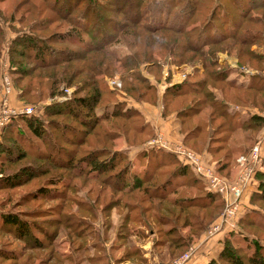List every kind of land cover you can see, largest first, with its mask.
Returning a JSON list of instances; mask_svg holds the SVG:
<instances>
[{
	"label": "trees",
	"instance_id": "obj_1",
	"mask_svg": "<svg viewBox=\"0 0 264 264\" xmlns=\"http://www.w3.org/2000/svg\"><path fill=\"white\" fill-rule=\"evenodd\" d=\"M41 1L44 7L55 15L47 18L48 20L60 17L71 28L65 32H54L47 39L30 35L14 40L16 46L11 50V54L15 66L12 75L15 77V80L13 79L14 88L20 100L24 102H29L30 99L41 100L45 93H48V96H61L63 85L72 87L74 80H82L71 99L46 104L39 116L20 115L2 131L0 136V191H14L37 181L39 185L31 191L24 192L10 211L0 210V236L9 235L14 238V241L24 243L21 249H11L7 244L0 245L1 264L4 262H10V264H74V260L75 264H83L80 261L76 262V259H71V256H61L56 252L57 239L61 233L67 236L70 245H76V253L89 255L87 262L90 264H122L125 261H131L134 264H150L142 245H136L131 239L133 236L143 238V240L158 236V239L154 238L153 251L156 255L158 254L161 264H166V262L171 264L173 260L190 250L192 238H198L205 233L224 210L223 197L217 193L206 192L204 190L206 184L202 177L197 176L188 166L180 163L173 154L165 151L147 152L145 148L141 149L137 155L141 158L140 166H142L139 174L134 172L133 161L125 152L111 150L105 146L86 150L81 158L75 154L73 157L71 151H68V155L57 154L60 164L53 159H48L50 164L46 162L42 166L34 162L24 163L26 159L32 157V154H35L37 160H43L44 149L33 147L32 144L28 147L13 145V136L22 135L24 129L27 128L41 143L51 145V142L55 140L50 129H53L52 125H55L54 120H50L51 116H68L80 122L85 130L79 133L77 130L67 131V135L77 138V145L81 141L80 137L86 140L85 138L93 134L94 139L100 144H105L106 141L113 143L122 134L125 136L129 134L125 137L128 144L132 138L130 131L147 137L153 136L154 131L146 122L142 123L138 130V126L135 125L128 128L129 123L127 122L132 121L133 118H144L137 109H126L127 103L125 105L113 97L111 100H104V91L107 90L102 88V83L104 84L102 76L108 75L109 79H113L118 69L124 71L127 75L121 79L122 88L129 98L134 97L135 99H132L144 102L147 98L145 97L146 91L155 90L158 95V89L156 84H150V80L139 72L141 65L148 64V71L156 69L159 74L155 76V80L158 82L163 79L162 72L165 64L181 66L200 60L204 65L210 62L211 68L219 67L218 59H216L217 50L207 49L209 46L217 47L228 39L235 41L229 45H240L237 53L239 68L248 66L250 68V65L245 66L240 61L243 59L244 49L258 42L263 33L264 14L260 17L252 16L251 13L264 8V0L261 2L230 0V8L223 3V0H214L209 19L200 25V32H204L205 38H201V35L194 36L198 28L192 29L189 33L187 31L189 26L196 25L199 0H160L157 9L160 18L154 25L145 24L144 19L153 13L151 7L155 1L154 4L149 1L146 8H143L145 0L134 1L132 6L129 5L130 10L126 13L129 15V22L121 23L113 22L110 17L103 16L102 13L125 10L128 5L123 0H121V8L116 7L117 10L103 6L110 5L113 0L105 2L54 0L53 4L52 0ZM79 1L89 3L85 8L86 12L80 18L75 16V11L79 10ZM183 2L181 10L174 15V9H177ZM24 5L27 9L26 15L30 16L31 13L40 15L41 8L34 4V0H20L16 11ZM231 8L235 10L240 20L236 22L234 20L235 23L230 22V25L221 31L216 25L217 17H219L218 10H222L225 17L229 18ZM173 15L178 23L170 22ZM95 22L113 31H98L97 36L92 35L90 26ZM112 22L117 27H113ZM84 34L90 39L85 38ZM217 35L219 36L215 38ZM119 43L124 44L133 53L120 57L113 49ZM218 51H226V49H218ZM246 52L251 59H257L251 50ZM16 57L21 60L17 61ZM23 59L31 65L26 66ZM252 70L256 73L251 76L249 85L242 88H238L234 82L229 80L230 70L228 68H224L222 72H209L200 80H192L196 75L199 76L205 72V70L199 72L195 67L193 74L188 75L182 85L170 86L167 84L170 79L167 76L165 80L167 87L162 96L164 114L176 111L184 129L188 120L201 114L202 107H195L192 103L177 110L168 111V108L174 105V100L202 96V99L194 98L192 102H195L197 106H202L207 103V100H211L216 110L221 109V115L224 118L236 122H231L229 128L232 131L238 130L240 127L238 120L234 118L236 115L230 113L232 105L242 109L258 108L261 110L264 107V72L254 68ZM105 82L107 89H111L107 79ZM133 82L138 83V87ZM209 82L213 83L210 85L212 87L222 83L233 90L234 95L231 100L226 98L223 89H220L224 95L223 100H217L215 95L208 90ZM79 91L88 92L78 97ZM110 91V95L114 94L116 97L117 91L114 89ZM245 96H253L252 102L249 103L250 106L247 102L243 103ZM101 107L105 111L111 109L110 114L104 112L102 117H98L97 110ZM250 117L248 122L242 124V130L253 131L259 126L252 121L257 120L264 126L263 117L253 116L252 119ZM110 120L114 121L111 125L121 124V121L116 122L115 120L126 121V124H123L122 129L121 126H117L114 130H107V127L100 126L101 123ZM98 127H100L99 130ZM201 130L200 125L192 128L186 135V144L201 139ZM138 135H135L133 139ZM138 146L141 148L143 144ZM206 149V152L211 150L208 147ZM232 156L231 153L225 154L218 161L217 174L223 176L224 169L231 166ZM100 157L107 158L99 161ZM64 165L70 170L75 167H84L89 171L88 174H97L94 179L86 180L87 184L91 181L97 183V185H92L86 194L90 200L85 201L86 199L79 198L77 203L73 200L76 209L69 211H65L61 205L47 209L19 210L20 207L25 208L26 205L34 202H53L56 199H65L64 190L58 189L59 187L72 188L71 182L68 185L62 184L57 176H52L41 183V179L49 174L52 167H64ZM14 166L17 167L13 170ZM11 170L13 171L10 172ZM77 175L78 178L86 177V174ZM256 178L258 184L249 202L261 209L259 204L264 202V172L258 173ZM187 187L202 192V194L191 196L189 192V195L183 196V190ZM91 196L94 198L91 199ZM144 204L148 205L144 208L142 207ZM98 210L104 217H102L104 237L99 234L100 232L94 225L98 221ZM114 211L119 218L117 224L113 218ZM164 214L175 216L176 221L183 219L181 226L184 229L189 228L185 239L172 240L170 236L177 225H172L170 230H166L165 227L171 222L170 218H165ZM257 217V210L247 209L240 218L239 230L225 234L217 244L216 251L208 264H264V247L259 242L253 241L248 232L251 227L259 226L260 222ZM138 226L146 229H138ZM112 231L115 232L116 242L114 244L112 242L110 248L107 249V243L111 241L108 236ZM233 245L237 247L234 248ZM115 253L120 254L115 256ZM177 254L182 255L175 258Z\"/></svg>",
	"mask_w": 264,
	"mask_h": 264
},
{
	"label": "rangeland",
	"instance_id": "obj_2",
	"mask_svg": "<svg viewBox=\"0 0 264 264\" xmlns=\"http://www.w3.org/2000/svg\"><path fill=\"white\" fill-rule=\"evenodd\" d=\"M105 2L106 0H97V2ZM124 3L127 6V8L125 10H120L119 12H115V13H109L108 11L105 12L104 10V15L108 16L111 18V20L113 22H129V15L126 14L130 8L129 5L132 6L131 4L136 1V0H123ZM151 2L152 5L151 10L153 11L152 14L148 15L147 17H145L144 19V23L145 24H150V25H154L156 24V21L158 18H160L159 13L157 11L158 9V2L160 3V0H145L144 6L143 8H146L147 3ZM177 1V0H176ZM181 1H185V0H181ZM256 2H261V0H255ZM20 0H0V76L2 74V72L5 70V66H8V71L10 74V77L13 81V79L15 80V77L12 75V70L14 68V63H13V59H12V52L11 50L15 48L16 44L14 43V40L16 38H26L29 37L30 35H33L35 37L38 38H48L52 33L54 32H65L68 29H70V25L65 22L64 20H62L60 17H54L52 20H48L47 18L49 17H53L55 16L53 13H51L49 11V9H47L46 7H44L43 2L41 0H34V4L38 5L41 8V12L40 15H36V13H31L30 16L26 15V6H22L19 7V9L16 11L17 5L19 4ZM72 2H75V0H72ZM80 5L78 7V11H75V16L80 18L81 16H83V14L86 12V7L89 5V3L84 2L82 3L81 1ZM114 2H116V4H114ZM26 3V1L24 2ZM52 4L54 3V0H52L51 2ZM121 0H113L110 5L105 4L103 5L104 7H112V10H117V8H121ZM223 3L225 5H227L228 8H230V0H223ZM184 2L179 4V7L177 9H174L173 14L175 15L176 13H178L181 8L183 7ZM214 6V0H206V2L204 0H199V3H197V16H196V21L195 24L196 25H191L188 27V33L189 31H191L192 29H196V33L194 36H198L201 35V38H205V34L204 32H200V28H201V24L204 23L205 21H207L209 19V15L211 13V9ZM167 8V5H166ZM43 9V10H42ZM92 12V11H91ZM95 12V11H94ZM219 13V17H217V22L216 25L220 27L221 31H224L225 28H227L230 25V22L235 23L236 21L240 20L238 14L235 12V10H233L231 8L230 10V17H225V13L222 12V10L220 11V9L218 10ZM217 13V15H218ZM252 16H262L264 14V8H260L257 11H253ZM24 15V16H23ZM145 15V12H144ZM172 16V20L170 22H174V23H178V21L174 18L175 16ZM222 15V17H221ZM23 18V19H22ZM128 18V19H127ZM131 18V17H130ZM165 18V17H163ZM166 20V19H165ZM235 20V22H234ZM80 23V20L78 21ZM84 23V21H82ZM112 22V26L113 27H117L114 25V23ZM81 25V24H79ZM216 25H213L214 28H217ZM227 25V26H226ZM119 26V25H118ZM197 26V27H196ZM199 26V27H198ZM91 29H90V33L92 35H96V33L98 31H106V32H112L113 30H111L110 28H107L105 26H103L101 23H96L95 24H91ZM35 30V31H33ZM193 35V34H192ZM97 36V35H96ZM219 35L215 36V38H217ZM85 38L90 39L89 36L84 34ZM22 43V42H21ZM235 43V41L228 39L227 41H224L223 43H221L220 45H218L217 47H211L209 46L207 50H217V54H216V59H218V66L219 67H210V62H207L205 65L203 63L200 62V60H196L194 63L192 64H184L181 66H175V65H171V64H165L164 65V70H163V76H164V72L165 76H170L169 78H171L173 76V74H176V72L178 70H185V68H192V70L190 72H184L183 74H187L190 75L191 73L193 74V70L196 67V70H199V72H204V74H201L199 76H195L192 78V80H200L202 78L205 77V75L209 72H222L224 68H227V65H225L224 63H221L222 61V57L220 56V54H229L231 55V57H235L238 59L237 53L238 50L240 49V45H229V44H233ZM229 45L228 48H226ZM113 49L117 52V54L122 57V56H126V55H130V53H133V51H131L130 49H128L124 44H117L116 46L113 47ZM218 49H226V51H218ZM245 52L243 54V59L240 61L242 64H244L245 66L250 65V68H254L259 70L260 72H264V30L263 33H261V38L258 42H256L253 46L248 47V49H244ZM247 50H251L253 56L257 57V59L248 57L247 56ZM221 59V60H220ZM16 60L19 61L21 60V58L16 57ZM24 63L26 66H30L31 64H28V61H26V59ZM169 61V60H166ZM231 62H233L232 64L235 65L234 69L237 70V66H239L237 64V62L235 60H231ZM166 63V62H165ZM194 65V66H193ZM18 66V65H16ZM118 66V64H117ZM148 64H143L141 65V67L139 68V72L142 74V76H144L145 78L149 79V83L150 84H155L154 82L158 83L157 87H158V92L159 94H163L161 91L164 90L165 88V84L161 82H158L157 80H155V76H158L159 72L156 69H150L148 71ZM210 67V68H209ZM249 67V66H248ZM28 68V67H27ZM94 69H96L93 66ZM177 70L175 72H173V70ZM97 70V69H96ZM166 70V71H165ZM196 72V71H195ZM182 74V75H183ZM127 73H124V71L118 69V72L115 73V77H118L121 81L122 78L126 77ZM172 75V76H171ZM102 78H104V84H106V79L109 80V76L108 75H103ZM159 78V77H157ZM114 79V78H113ZM186 79V78H185ZM185 79L181 80L180 83L177 84H172L171 79H169V82H167V84H169L170 86L172 85H182V83L185 81ZM80 80L82 79H76L72 82V87H66V86H62L61 90L63 92V94L61 96H57L59 98H66V100H62L59 98H56L54 96H48V93H45L43 98H41V100L38 99H30L29 98L27 100H29V102H24L22 100H20L19 96L17 97L19 100V105H40L42 104L43 107L48 103V101L50 102H64L67 101L69 99H71L73 92L75 91V89L78 87V84H80ZM164 82V81H163ZM134 83V82H133ZM165 83V82H164ZM102 83V88L104 90L105 95H104V100H111V98H115V100H119V102H123L125 105L126 103L123 100V98H121L120 96V92L117 91L116 97L115 95H110V90L114 89L111 87V89H107V87ZM137 87H138V83H134ZM213 83L209 82L208 85V90H210L214 95L216 94L217 90L223 89L225 94H226V98L231 100V97L234 95V91L230 90L227 86H225L224 84H217V85H213L214 87L210 86ZM80 86V85H79ZM45 88V87H44ZM64 89H70L72 92L71 94L65 93ZM18 90V88H17ZM116 90V89H114ZM121 91L123 93H125L127 96H129L124 88H121ZM88 92V91H87ZM86 91H79V95H77L78 97H82L84 96V94H87ZM2 93V86L0 84V95ZM14 94H17V91L14 90ZM13 94V95H14ZM39 95V94H38ZM48 96V97H47ZM46 97V98H45ZM131 97V96H130ZM145 97H147L146 99H144V102L142 100H139L143 103H147L149 105H157L159 103V101L161 102V99L159 98V96L157 95L156 91H146V95ZM45 98V99H44ZM134 98V97H132ZM196 98V99H202V96H196V97H187L185 99H178V100H174V105H171L170 108H168L169 110H177L180 107H184L187 105H191L193 103V105L195 107H202V112L200 115H196L194 116L192 119L188 120V123L185 125L184 128V133H188L189 131L192 130V128H194L197 125H200V127H202L201 130V134L202 137L199 140H193L192 142L186 144L185 142H183L186 146L192 148L193 150H195L198 153H202L205 154V151H207V147L210 148V152H208V154L212 157L211 162L215 163V168L217 170V163L218 161H220L222 159V157L225 154H233L230 163L231 166L227 169V168H223L224 171L222 173L223 176H219L222 178H228L230 180H233L239 170H240V166L238 163V158L242 157V156H246L249 155V153H251V150L260 142L262 141V134L264 132V126L263 124L261 125V123H259L260 121H252V122H256V124L259 127H256L253 131L251 130H242L241 128H238V130H231V128H229V126H231V122L232 123H236L233 120H228L226 118H224L221 114L222 111L220 110H216L213 106H212V101L211 100H207V103H204L202 106L200 105H196L195 102H192V100ZM43 99V100H42ZM135 99V98H134ZM253 100V96H245V100L244 102H247L248 104L251 103ZM40 101V103H39ZM184 101V102H182ZM38 102V104H37ZM237 103V102H236ZM37 104V105H36ZM50 104V103H48ZM240 104V103H238ZM17 105V106H19ZM250 106V104H249ZM126 109H128L127 105L125 106ZM244 108V107H243ZM249 109V108H247ZM104 112L109 113L111 112V109L109 110H104L102 107L99 108L97 110V115L98 117H102L104 115ZM176 112V111H175ZM231 113V111H230ZM248 114L242 115L241 113L237 112L234 118H236L238 120V118L245 117V116H260L264 118V107L260 110L257 108V111L253 114V112L249 111L247 112ZM231 114H234L233 112ZM42 116V115H41ZM213 116V119H212ZM250 117V118H251ZM143 118V117H142ZM137 119V118H133L132 121H129L127 123H129L128 128L135 126L137 127V130L140 126H142V123H145V118L143 119ZM49 119V118H48ZM252 119V118H251ZM250 119V120H251ZM50 120H54L55 125L53 126V129H51V132H53L54 134V142H51V145L49 144V146L47 144H43L41 143L37 138H35L32 133L25 128L24 132H22V135H15L13 136V141L14 144L13 145H23L25 147H28L30 144H32L33 147H40L42 149H44L45 154L42 155V157H44L43 160H37L35 154L31 155L32 157H30L29 159H26L24 161V163H28V162H34L36 164H38L39 166H42L43 164H45L46 162L48 164H50V159L52 160H57L58 164H60V159L58 157L57 154L61 155H68V151H71V155L74 157L77 156L78 158H81L84 156V152L86 150H91L94 148H99L102 146H105L107 148H110L111 150H115V151H120V152H125L128 157L133 161L132 163L134 164V172L136 174H139L140 170L142 169V166H140V160L141 158L138 157L137 155L140 153L141 149H144L147 152L150 151H154V152H158V151H162L161 148L156 147L154 145H152L151 147H149V143L152 142L155 139V136L151 135L150 137L147 136H143V135H138L135 131H130L131 133V140L129 141V143L127 144V139L125 137H127L129 134H127V136L125 135H121L119 138L115 139L113 141V143L106 141L105 144H100L98 143L97 140L94 139V134L89 136L88 138H85L86 140H83L84 138L80 137L79 141V145H77V141L75 137L70 136L69 134L67 135V131H71V130H77L78 133L82 132L83 130H85V128L80 124V122L73 120L71 117L68 116H63V117H50ZM116 122H120L121 124L118 125V123H115V125H111L114 121L110 120L104 123H101L100 126L103 127H107L106 129L108 130H114L117 129V126H121L124 127V125L126 124V121L123 120H115ZM249 121V119L247 120V122ZM48 122V121H46ZM125 123V124H124ZM124 124V125H123ZM100 127H98L99 130ZM113 128V129H112ZM57 130V132L55 131ZM66 131V132H65ZM122 131V130H121ZM2 134V131L0 133V136ZM66 134V136H65ZM135 135H138L134 138ZM143 144V147H139L138 145ZM224 144V145H223ZM147 146V147H145ZM219 146H223L220 147ZM24 147V148H25ZM16 148L20 149V147L16 146ZM50 150V152H49ZM75 150V152H74ZM51 153V154H49ZM50 157V158H48ZM63 158H67L66 156ZM107 157H100L99 161H103L105 160ZM49 159V160H48ZM67 161V160H65ZM124 164V162H123ZM264 164V163H263ZM222 166V165H221ZM224 166V163H223ZM17 166L13 167V170L16 168ZM13 170H11L10 172H12ZM165 170V169H164ZM88 170L84 167H75L73 169H67L66 166L64 165V167H52L49 174L48 175H44V177L41 179V183L44 181H47L50 177L52 176H57L59 178V180L62 182V184H66L68 185V183H72V188L70 189H65L63 187H59L58 190L62 191L64 190V195L65 199H56L53 202L50 201H43V202H34V203H30L29 205H26L25 208L20 207L19 210H30V209H47V208H53V207H58L59 205H61V207L65 209V211H69L72 209H76V204H73V200L77 203L79 198L80 199H86L85 201H88V197L86 196V194L88 193V190L92 187V185H97V183H91L87 184L86 180H92L96 177V173H89L88 174ZM217 173V172H216ZM77 174H86V177H82V178H78ZM228 176V177H227ZM39 185L38 181L35 183L30 184L27 187L24 188H18L14 191L11 190H2L0 191V210L3 209V211H10L16 202L22 197V195L24 194V192L27 191H31L34 188H37ZM206 192H208V190L204 189ZM190 192V195H201L202 192H198L195 189H191L189 187L185 188L183 190V196H187L189 195L188 193ZM78 198V199H75ZM91 199H93L94 197L91 196ZM90 200V199H89ZM250 201V200H249ZM250 204V209H255L258 211V221L260 222L259 226H253L251 227V229H249V233L251 237V239H253V241L255 242H259L260 245L262 247H264V202L263 204H259L260 208L258 207H254L252 205V203ZM148 204H144L142 205V207H146ZM249 209V208H248ZM98 212V221L96 222L95 227L97 229L98 232H100L99 234L104 237L103 232H104V227H103V222H104V217L102 216V213L100 212V210L97 211ZM223 212V211H222ZM222 214V213H221ZM220 214V216H221ZM165 218H170V222L165 229L166 230H170L171 226L173 225H177V228H174V231L172 233V235L170 236L172 238V240H177V239H185L187 237V232L189 230V228L184 229L181 225L183 224V219L176 221L175 220V216L172 215H167L164 214ZM219 216V217H220ZM103 217V218H102ZM218 217V218H219ZM113 218L115 220V224H117L118 222V214L116 213V211L113 212ZM184 218V217H183ZM217 218V219H218ZM216 219V220H217ZM168 220V219H167ZM215 220V221H216ZM214 221V222H215ZM150 222V221H149ZM213 222V223H214ZM212 223V224H213ZM211 224V226H212ZM153 225V223H152ZM210 226V227H211ZM209 227V228H210ZM146 229L143 226H138V229ZM155 229V228H154ZM63 230V229H62ZM37 235L41 236L40 234L37 233ZM42 237V236H41ZM109 238H111V241H109L107 243V249L110 248V246L116 242V236H115V232L112 231L110 233V235L108 236ZM154 238L158 239V236H151L150 238L144 239L140 238V237H132V242L138 246H141L142 244H146V243H151L154 242ZM3 244H7V246L11 249H21L24 246L23 242L20 241H14V238L9 236V235H3L0 236V245ZM234 248L237 247V245H233ZM76 245H70L69 240L67 239V236H65L64 234H60L59 238L57 239V249L56 252L58 254H60L61 256H71V259H76V262L80 261L83 264H90L88 263V258L87 254L85 253H81V252H77L76 253V249H75ZM264 249V248H263ZM143 250L145 251V256L147 257L146 254L150 255L147 257L150 260H152L150 264H156V261L154 259V257H158V254L156 255L154 253V251L152 252L151 249L149 250V253L146 251V249L143 248ZM28 252V251H27ZM30 253L28 252V255ZM92 255V253H90ZM120 254V253H119ZM119 254L115 253V256H118ZM183 254V253H182ZM182 254H177L176 257L182 255ZM185 254V252H184ZM152 256V257H151ZM152 258V259H150ZM174 261V260H173ZM173 261L171 262V264L173 263ZM160 262V261H159ZM126 263H131L134 264L131 261H125L122 264H126ZM1 264V261H0ZM3 264H10V262H4ZM74 264H75V260H74ZM166 264H169L166 262Z\"/></svg>",
	"mask_w": 264,
	"mask_h": 264
},
{
	"label": "built area",
	"instance_id": "obj_3",
	"mask_svg": "<svg viewBox=\"0 0 264 264\" xmlns=\"http://www.w3.org/2000/svg\"><path fill=\"white\" fill-rule=\"evenodd\" d=\"M242 71L248 75L252 74L251 69L248 67L243 68ZM181 77L184 80L187 78V74L185 73ZM108 82L112 88L120 92L123 101L129 104L133 102L131 98L121 91L122 83L118 77L109 79ZM0 84L2 86V93L0 95V133L14 118L20 115L39 116L41 114L42 104L37 106L29 104L12 105L11 99L14 96L15 88L8 71V66H5V70L0 76ZM64 92L71 94L72 91L64 89ZM62 100H66V98ZM48 103L51 102L48 101ZM262 139L247 157L242 156L238 158L240 170L233 180L222 178L216 173L215 163L211 162L209 155L198 153L184 143H169L162 138V134L158 133L155 139L148 144L149 147L154 145L161 148L162 151L173 154L180 163L188 166L197 176L203 178L206 189L209 192L220 194L223 197L225 201L224 210L221 216L205 232L202 244L213 241L218 243L224 238L225 234L239 230L240 218L250 208L249 200L256 190L253 187L258 184L257 174L264 172V132ZM220 234L223 237L217 242L215 239ZM198 248L193 247L188 250L185 254L176 258L172 264H190Z\"/></svg>",
	"mask_w": 264,
	"mask_h": 264
},
{
	"label": "crops",
	"instance_id": "obj_4",
	"mask_svg": "<svg viewBox=\"0 0 264 264\" xmlns=\"http://www.w3.org/2000/svg\"><path fill=\"white\" fill-rule=\"evenodd\" d=\"M220 56L222 57L220 60L222 61L221 63H224L225 65H227V68L230 70V77L229 80L231 82H234L236 84V86L238 88H242V87H247L250 83L251 80V76H253L256 72L252 71V74L248 75L243 73L242 69L243 68H239V66H237V70H235L234 66L231 62V60H235L238 64V59L235 57H231V55L228 54H220ZM245 68V67H244ZM192 70V68H185V70H173V72L177 71L176 74H173V76L170 78L172 84H177L180 83L182 80V74L184 72H190ZM166 71V70H165ZM187 72V73H188ZM164 72V76L162 79V83L165 84V88L167 87V84L164 83L166 80V76H165ZM170 77V76H169ZM164 81V82H163ZM156 84V86L158 85V83L154 82ZM158 89V87H157ZM164 90L161 91L162 93H164ZM159 98L161 99V102L159 101V103L157 105H149L147 103H143L141 101H136L134 99H132V103H127L126 101H124L125 103H127V107L128 108H134L137 109L145 118V121L147 124H149V126L152 127L153 131H154V136L156 137L158 133L162 134V138L169 142V143H186V133H184V129L181 123V120L179 119L177 112L175 111H169L166 112V114H164V107L162 105V96L163 94H159ZM18 93L12 97L11 99V103L13 106H17L19 105V100H18ZM215 97L217 100H223L224 95L222 93L221 90H217ZM123 101V100H122ZM130 105V106H129ZM230 111L231 113L233 112L234 114H236L237 112H241L242 115L248 114L247 112H253V114L257 111V109H242V108H237L236 106L232 105L230 107ZM232 114V115H234ZM252 115V114H251ZM249 119V116H245V117H240L238 118V126L241 128L242 124H244L245 122H247V120ZM205 154L209 155L208 152L205 151ZM209 157L212 160V157L209 155ZM254 190L256 188V186L253 187ZM250 203V202H249ZM250 205V204H249ZM189 230L187 232V236H188ZM204 235L205 233H203L200 237L196 238L193 237L192 238V246L190 249H192L193 247H199L195 253V256L193 257L192 261L190 264H208L209 261L211 260L212 256L215 253V249L217 248V244L219 243V239H221L223 236L220 234L219 236H217V238L215 239L218 243H216L215 241L213 242H209V243H205L202 244V241L204 239ZM223 239V238H222ZM153 244L154 242L151 243H146V244H142V247L144 249H146V251L149 253L148 249H151L153 252ZM147 257L150 255L146 254ZM152 257V256H151ZM152 259V258H150ZM156 264H161L159 262V258L158 257H154ZM152 260H150L151 262ZM153 263V262H151Z\"/></svg>",
	"mask_w": 264,
	"mask_h": 264
}]
</instances>
